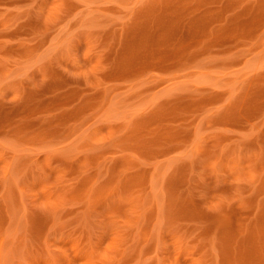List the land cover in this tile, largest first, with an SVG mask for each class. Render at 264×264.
I'll list each match as a JSON object with an SVG mask.
<instances>
[{
	"label": "rangeland",
	"instance_id": "rangeland-1",
	"mask_svg": "<svg viewBox=\"0 0 264 264\" xmlns=\"http://www.w3.org/2000/svg\"><path fill=\"white\" fill-rule=\"evenodd\" d=\"M0 264H264V0H0Z\"/></svg>",
	"mask_w": 264,
	"mask_h": 264
}]
</instances>
